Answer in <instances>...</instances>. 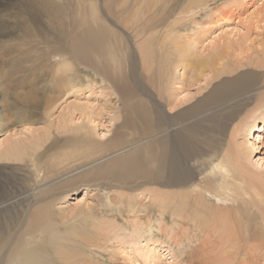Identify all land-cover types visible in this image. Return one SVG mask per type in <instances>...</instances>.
Wrapping results in <instances>:
<instances>
[{"label": "rangeland", "instance_id": "374dc122", "mask_svg": "<svg viewBox=\"0 0 264 264\" xmlns=\"http://www.w3.org/2000/svg\"><path fill=\"white\" fill-rule=\"evenodd\" d=\"M16 1L0 0V28H3V30L4 21L8 24L9 18L14 19L17 16ZM72 1L74 6L82 4L88 8L89 6L92 7L91 2H93L98 18L104 20L110 29L120 35L123 34L124 36H122L129 40L127 41L134 56L129 52V56L122 57L121 54V58H119L118 50L122 49L121 44L112 45L113 49L116 48L114 54L116 53V58L119 61L122 60L125 72L129 71L132 66L130 65L132 64L130 60L132 57L131 59L135 63L138 72V80L146 86L154 99L157 97L158 89L153 84L155 81H150L148 78L159 71H162L160 73L165 76L168 72L172 74L177 72L176 77H179L181 73L185 74L182 84L178 83L179 86H176L181 87L179 89L180 99H192L185 102L184 107H189L191 103L204 96L220 80L233 78L241 73L256 77V85L243 97L228 103H222L223 105L220 104L215 108L205 109L198 115V119H187L185 124L188 121L194 123L195 120L206 124L207 118L209 119L211 114H226L230 110H238L237 104L241 99L249 100L250 108H254L264 101V0H237V2L243 3L241 6L233 4L236 0L233 3H230L232 0H138V3H135L136 0H89V3L83 0H78L77 3L76 0ZM57 3L65 9V15L60 22L64 21L67 30L70 31L71 28H68L70 26L68 17L70 3L68 0H57ZM110 3H115L113 9L115 8V11L118 12L119 18L109 12L110 7L108 5ZM205 3L208 4L207 7L199 8V5ZM123 4L125 5L124 8L127 7V11L124 12L125 15L122 13ZM131 5L134 6L130 7ZM128 15L132 17L129 19L130 16L128 17ZM153 16L164 23L166 22V24L157 30L155 38L158 39L153 41V46L155 45L153 47L155 51L153 57L143 60L141 54L139 56L137 48L140 46L138 40L141 37H138V39L134 34L138 24L147 23ZM226 18H230V20L228 21ZM221 20H223V23ZM198 22H201L200 26L195 25ZM43 23L48 24L47 21ZM171 24L175 27H170ZM29 27L35 30L33 26ZM171 28L173 35H183V39L187 40L184 34H190L192 39L195 40L193 47L191 43L185 42V45H188H186L188 50H190L186 54V58L189 60L186 58L184 61L183 58L181 60L176 53L171 52L172 54L169 56L168 53L160 52V47L164 44L166 48H171H169L170 51H175L173 49L175 44L171 47L169 43L171 41L166 37ZM168 36L170 37V35ZM170 38L176 39L175 37ZM33 39L10 43L7 36L0 37V73L3 74L4 81L10 89L6 94L7 100L2 101L3 104L0 102V105L11 128L8 136L0 137V151H3L6 146L13 142L28 144L35 138L41 137L43 132L48 129L51 120L68 118L69 116L67 114V116H63L62 112L65 111V107L71 101L82 106L89 105L96 108L94 109L93 120H96L95 123L99 125L96 130L97 138L102 142H108L117 130V126L125 120L124 110L118 96L114 91H111L108 84L102 82L101 77L93 70L87 69L79 63L77 64L75 60L64 56L63 53L51 54L48 49L43 48V40L40 41L41 39L39 40L37 36H34ZM160 42L164 44L160 45ZM15 45L19 48H14ZM11 48L13 49L11 50ZM166 48L164 49L166 50ZM182 62L185 66L182 65ZM64 72H73L74 78L71 81L72 84L77 86L76 90L74 89L77 96L74 93L73 95L70 94L65 102L55 108L52 114H49L51 110H46L45 105L36 104L35 106L33 104L34 106H28L22 98L20 99L24 94L23 92H31L28 90L30 87L32 92H38V89L41 88L42 92H38L41 95L54 96L53 94L56 91L53 89L56 83L59 84V78L65 76ZM214 72H224L225 75L222 74L220 79L208 85L207 80L211 78ZM36 77L37 80H35ZM42 79H45V81ZM30 80L31 82H29ZM35 87L37 89L34 90ZM201 87L203 90H201ZM174 108L170 107V110L168 108L169 112L172 110V112L178 111ZM244 113H246V110ZM32 115L33 118L31 119ZM115 115L117 116L115 117ZM251 115L258 116L257 125L254 124V129L248 131L245 138L237 137L240 131L239 126L242 130V125L248 123V121H242V119H245L244 114H242L238 119H233L232 123H228L223 135L218 130V126L224 124L226 120L219 117L215 121L217 130L215 132L208 131L199 136L196 143L204 149L216 152L214 159L222 158V162L226 160L228 164L231 163L228 156L235 153L236 142L249 147L248 152L250 155L245 161L251 183L249 197L252 202H255H253L254 207L252 206V212H255L253 218L257 219L259 226H261V216L264 214V131H258L257 129L258 124L264 123V108L255 109V114L252 113ZM74 118H76L75 122L78 125L83 124L82 117L78 112ZM53 130L55 133L57 132V129ZM235 130L238 131L237 134ZM145 153L143 155H146ZM233 159L234 156H232ZM5 163L4 168L0 167L2 171L0 172V204L13 201V199L11 200L12 197H19L17 190L21 189L23 183L24 186L28 183L25 177L26 173H22L24 176L21 180L16 179L17 177L12 178L10 172L14 171L12 168L15 165L11 162ZM190 164L192 169L199 167L193 162H190ZM118 179L122 182L128 181V178L121 179V176ZM115 193H108L112 195V197H109L110 200H118L119 197ZM53 194L55 196L49 198L53 199L49 210L52 211V217L57 225L54 228L50 220L45 221V223L43 220L40 221L41 224L44 223L42 226L48 225L50 227L49 233L42 236V264H250L251 253L248 254V251H250L252 244H250V238L245 237L248 234L244 227L245 219L241 213H238L236 207L232 206L231 210H227L226 208L209 205V203L203 202L191 193H189V196L186 194L183 198L178 197L179 193L176 195L174 193L168 203L164 204V202L158 201L154 205H152L153 198L151 199V195L146 196V198L140 195L138 198H140L141 204H145V207L140 209L139 205L137 206L134 203L132 204L133 207L127 210V206L123 207L120 204L116 207L106 203L103 188L87 189L79 185L71 189L63 198H60L59 193ZM58 197L60 200H58ZM163 212L166 214H163ZM237 218H240L243 225ZM233 221L239 222L234 224L238 232L235 234L237 238L234 237V240L230 242L231 236L228 234V230L224 231V223L232 224ZM135 223L138 224V228H134ZM59 224L62 226L61 228H59ZM163 224H166L169 230L167 228L163 230ZM239 224L243 226L242 230L239 229ZM258 230L261 229L257 228ZM222 232L224 233L222 234ZM253 232H255L254 229ZM259 235V243L263 247H261L259 253L262 256L261 264H264V234L260 233ZM230 243L234 245L232 246Z\"/></svg>", "mask_w": 264, "mask_h": 264}, {"label": "bare ground", "instance_id": "6f19581e", "mask_svg": "<svg viewBox=\"0 0 264 264\" xmlns=\"http://www.w3.org/2000/svg\"><path fill=\"white\" fill-rule=\"evenodd\" d=\"M83 1L86 3L90 2L89 0ZM68 2L71 6L68 11L69 24L71 26L68 28H71L70 31L67 30L64 21L60 22L62 20L61 18L65 15V9L57 3V0H17L15 2L17 16L14 19L9 18L10 23L8 22V24L4 21V30L0 28V37L4 38V36H7L10 40L9 42L12 43L33 39L34 36H37L39 40L41 39L40 41H44L43 48L48 49L51 54H57V52L63 53L64 56L75 60L77 64L79 63L87 67V69L93 70L101 77L102 82L108 84L111 91H114L118 96L121 101V107L124 110L125 120L117 126V130L108 142H102L97 138L96 130L99 125L95 123L96 120H93L95 114L94 109L96 108L89 105L82 106L81 104H77V102L72 103L71 101L65 107V111L63 110L62 112L63 116L67 114L69 116L68 118L51 120L50 124H47L48 129L43 132L41 137L35 138L28 144L13 142L6 146L3 151H0V167L4 168L5 162H11L16 166V168L15 166L12 168L14 171L12 173L10 172L12 178L17 177L16 179L19 178L18 180H21L22 176H24L22 173H26L25 177L28 180L27 185L24 186L23 183L21 189L17 190L19 197H12L11 200L13 199V201L0 204V264L43 263L42 236L49 233L50 227L48 225H42L47 220H50L54 228L57 225V222L52 217V211L49 210L50 203L53 199L49 198L55 196L53 193H59L60 198H63L76 185L83 186L87 189L103 188L106 203L116 207L121 204L123 207L127 206V210L128 208H132V204L134 203L137 206L139 205L140 209L141 207H145V204H141L140 198H138L140 195L144 198L151 195V199L153 198L152 205H154L158 201H162L164 204L168 203L174 193L175 195L179 193L178 197L182 198L186 194L189 196V193H191L203 202L209 203V205L226 208L227 210H231L232 206L236 207L238 213H241L245 219L244 227L248 232L245 237L250 238V244H252L250 251H248V254L251 253L250 264H261L262 256L259 252L262 245L259 243V234H264V214L261 216V226H259L258 220L253 218L255 215V212H252L254 201L252 202V199L249 197L251 183L247 165L245 164V161L250 155L248 152L249 147L243 143L236 142L235 153L234 155L230 154L228 156V159L231 161L228 164L226 160L223 163L222 158L214 159L216 152L204 149L196 142L199 136L208 131L215 132L217 130L215 121L219 117H223L226 120L224 124L218 126V130L223 135L228 123H232L231 121L233 119H238L242 114L245 116V119H242V121H248V123L246 122V125H242L243 132L240 126V131H235L236 134L237 132L239 133L237 137L245 138L247 132L254 129L255 125H257L256 121L258 116L251 114H255V109L264 108V101L261 104H257L256 107L250 108V101L241 99L238 102L239 104H237L238 110H230L226 114H211L209 119L207 118L206 124L196 120L194 123H189L188 121L189 124H185L187 119H198V115L205 109L215 108V106L222 103H228L229 101L243 97L244 94L250 92L256 85V77L241 73L233 78H222L223 80L215 83L212 89L204 94V96L200 97L194 103H191L189 107H184L183 104L192 99H180L179 89L181 87L176 86H179L178 83L182 84L181 82H183L185 74L181 73L179 77H176L177 72H173V74L168 72L167 76H165L160 73L162 71H159L153 74L154 76L148 78L150 81H155L153 84L158 89L157 97L154 99L150 91L146 89V86L138 80V72L136 71L135 63L131 59L132 57L130 56L132 63L130 65L132 66L129 71L125 72L121 62L122 60L119 61L116 58V53L114 54L116 48L113 49L112 45L121 44L122 49L120 48L118 50L119 58H121V54L123 55L122 57L129 56V52L134 56L128 43L129 40L127 39V41L123 37V34L122 36L118 32L110 29L104 20L98 18L93 2H91L92 7L89 6V8L82 4L79 6L76 4L74 6L72 0H68ZM233 2L234 0L230 3ZM115 3L113 4L115 5ZM110 4L108 5L110 7L109 12L118 17V12L115 11V8L113 9V4ZM233 4L241 6L243 3H239L236 0ZM122 6V13H124L127 11V7L124 8V4ZM133 6L131 5L130 7ZM207 6L208 4L205 3L204 5H199V8H205ZM226 19L228 21L230 20V18ZM149 20L145 24H138L137 28L132 25L136 28L134 34L136 38L141 37L140 39L138 38L140 46L137 48L139 50L138 54L139 56L141 54L143 60L148 57H153L155 52L153 41L158 39L155 38L157 30L166 24V22L164 23L154 16ZM46 21L48 23L47 25L43 23H46ZM172 24L170 27H175ZM195 25L200 26L201 22ZM29 26H33L35 30L30 29ZM172 28L171 31L165 32H168L167 34L170 37L176 38L173 40L174 38H170L168 35L166 36L171 41L169 42L170 46H174L175 44L176 47L171 46L175 51H170V47L166 48L164 46L165 44L162 43L164 41H162L160 45H164H161L160 52L168 53L169 56L172 53H176L184 61L186 54L190 51L188 50V45H185V42L191 43L193 47L195 40L192 39L190 34H184L187 40L183 39V35H173ZM17 47V45L14 46V48ZM182 65H184L183 62ZM159 67L162 69L161 66ZM64 73L65 76L63 74L64 77L59 78V84L56 83L55 88L53 87V90L56 91L53 94L54 96L41 95L38 93L39 91L42 92L40 90L41 88L38 89V92H32L30 87V89H27L31 92L28 90V92H23L24 94L20 99L22 98L28 106H34L33 104L35 106L36 104L45 105L46 110H51L49 114H52L55 108L65 102L70 94L73 95L77 88L71 81L74 78L73 72ZM222 74L224 72H214L211 78L207 80L208 85L220 79ZM4 79L3 74H1V103L5 101L6 94L10 90ZM35 80H37V77ZM42 80L45 81V79ZM35 89L37 88L35 87ZM201 90H203L202 87ZM112 92L110 93L112 94ZM170 107H176L174 110L178 109V111L172 112V110L169 112ZM245 110L246 113H244ZM77 112L82 117L83 124L81 125L75 122L76 118L74 117ZM258 125L257 130L264 131V123ZM53 129H57V132L55 133ZM10 132L11 128L8 125V119L4 111L1 110L0 105V137L8 136ZM144 153L146 155H143ZM232 156H234L233 160ZM190 162H193L199 167L192 169ZM0 172H2L1 169ZM120 176L121 179L128 178V181H120L118 179ZM196 179L199 181H194ZM110 192H117L115 193L119 197L117 201L110 200L109 197H112V195L108 194ZM260 204L262 205V203ZM230 213L228 214L232 215ZM212 218L214 217L212 216ZM41 220L44 221L43 224L40 223ZM238 220L241 223L240 218ZM233 222L232 224L224 223V231L228 230V234L231 236L230 242L234 240L235 234L238 232L234 224L239 222ZM241 224L238 227L242 230L243 226ZM61 227L59 224V228ZM135 227L138 228V224ZM169 227L171 228L172 226ZM166 228L167 225L163 224L162 229L164 230ZM257 228L261 230L257 231ZM167 229L169 230V228ZM253 229L255 232H253ZM156 252L158 251L156 250Z\"/></svg>", "mask_w": 264, "mask_h": 264}]
</instances>
